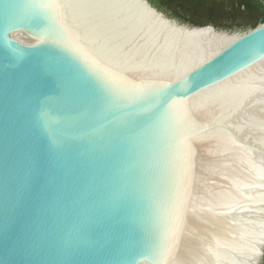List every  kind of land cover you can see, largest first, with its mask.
Listing matches in <instances>:
<instances>
[{"label": "water", "instance_id": "water-1", "mask_svg": "<svg viewBox=\"0 0 264 264\" xmlns=\"http://www.w3.org/2000/svg\"><path fill=\"white\" fill-rule=\"evenodd\" d=\"M263 257L264 22L0 0V264Z\"/></svg>", "mask_w": 264, "mask_h": 264}, {"label": "trees", "instance_id": "trees-1", "mask_svg": "<svg viewBox=\"0 0 264 264\" xmlns=\"http://www.w3.org/2000/svg\"><path fill=\"white\" fill-rule=\"evenodd\" d=\"M149 1L168 16L193 26L211 24L223 29L246 30L264 22V0Z\"/></svg>", "mask_w": 264, "mask_h": 264}, {"label": "rangeland", "instance_id": "rangeland-1", "mask_svg": "<svg viewBox=\"0 0 264 264\" xmlns=\"http://www.w3.org/2000/svg\"><path fill=\"white\" fill-rule=\"evenodd\" d=\"M229 30V29H228ZM231 31H234V32H240V30H231Z\"/></svg>", "mask_w": 264, "mask_h": 264}, {"label": "flooded vegetation", "instance_id": "flooded-vegetation-1", "mask_svg": "<svg viewBox=\"0 0 264 264\" xmlns=\"http://www.w3.org/2000/svg\"><path fill=\"white\" fill-rule=\"evenodd\" d=\"M178 20V19H177ZM180 21V20H179ZM181 22V21H180ZM189 24V23H188Z\"/></svg>", "mask_w": 264, "mask_h": 264}]
</instances>
